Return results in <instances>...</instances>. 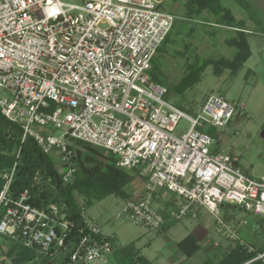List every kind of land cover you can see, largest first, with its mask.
Wrapping results in <instances>:
<instances>
[{
	"label": "built area",
	"instance_id": "obj_1",
	"mask_svg": "<svg viewBox=\"0 0 264 264\" xmlns=\"http://www.w3.org/2000/svg\"><path fill=\"white\" fill-rule=\"evenodd\" d=\"M163 1L0 0V111L20 128L22 143L33 138L59 160L65 185L77 173L76 142L111 153L119 169L142 177L143 198L124 203L118 218L161 229L164 214L153 206L167 190L178 198L168 208L172 219H196L205 209L220 238L251 252L239 234L245 222L226 221L221 206L264 217V177H250L235 158L214 148L206 131L228 126L234 104L211 95L192 117L152 79V62L175 21ZM182 119L191 128L177 136ZM16 165L5 172L0 190V236L41 255L65 251L73 224L64 208L39 209L28 190L13 198ZM86 225L89 234L75 245L69 264H107L115 237L96 223ZM259 260L264 254L246 264Z\"/></svg>",
	"mask_w": 264,
	"mask_h": 264
},
{
	"label": "rangeland",
	"instance_id": "obj_2",
	"mask_svg": "<svg viewBox=\"0 0 264 264\" xmlns=\"http://www.w3.org/2000/svg\"><path fill=\"white\" fill-rule=\"evenodd\" d=\"M246 1L256 12L258 24L237 0L221 1L223 8L233 14L236 23L245 22L251 57L243 68L237 72L226 69L217 76L213 66H208L202 72L199 83L183 95L171 92L167 100L192 117L197 116L198 110L211 95L222 96L234 104L236 112L228 126L209 127L206 131L214 139V148L231 155L245 173L259 179L264 177V0ZM161 7L175 17L170 41L164 45L165 50L157 59L169 86L179 84L191 66H201L207 60H232L235 57L236 50L228 42L235 37L236 28L216 25L214 18L206 11L194 15L189 0H164ZM190 128V122L182 119L175 134L179 136L187 133ZM75 146L81 150L83 157H94L102 163H106L109 156L113 157L107 151L93 148L97 152L95 154ZM52 159L59 169V160ZM128 173L130 183L125 188L127 198L110 196L90 205L83 198H78L85 208V220L96 223L107 235L114 236L118 245H131L138 249L150 264H204L214 256H221L224 253L222 248L232 244L220 238L214 217L205 209L197 211L196 219H172L168 208L178 198L167 190L160 191L153 206L156 211L164 214L165 223L161 229L149 230L118 218L124 203L139 200L144 194V179L132 172ZM221 213L233 225L245 222L239 234L251 248L260 249L264 246V217L254 216L235 205L221 206ZM188 235L199 236L200 245L204 244L201 253L192 258L183 256L177 246ZM10 243L9 239L0 236V264H12L6 255ZM215 243L219 245L215 246ZM53 264H60L59 257Z\"/></svg>",
	"mask_w": 264,
	"mask_h": 264
},
{
	"label": "trees",
	"instance_id": "obj_3",
	"mask_svg": "<svg viewBox=\"0 0 264 264\" xmlns=\"http://www.w3.org/2000/svg\"><path fill=\"white\" fill-rule=\"evenodd\" d=\"M221 1L189 0V6L194 15H201L206 11L214 18L216 25L236 28L234 30L235 37L228 42V45L236 50L235 57L232 60H207L201 66H191L189 73L179 84L169 86L157 59L165 50L164 45L170 41L171 30L159 48L150 71V75L155 82L168 87L169 94L171 92L180 95L185 94L187 90L199 83L202 72L208 66L212 65L215 74L220 76L226 69L233 70V72L239 71L251 57L245 22L239 21V23H236L233 14L223 8ZM237 2L248 10L251 19L258 24L256 12L247 1L237 0ZM21 140L20 128L10 123L0 111V173L2 174L0 190L5 185V172H11L14 165L17 164L10 187L11 196L18 198L21 193L28 190L31 193L32 204L35 207L46 209L51 204L62 207L73 227L69 238L66 239L67 249L59 254L41 255L36 250L26 249L21 244L10 240L11 243L7 246V258L11 260L12 264H53V261L59 257L60 264H69L72 262L71 257L75 251V245L83 236L89 234L78 198H83L89 205L110 196L127 198L125 188L130 183V175L127 171L117 167L114 157L109 156L106 163H102L94 157H83L81 150H77L75 144L95 154L97 152L90 145L76 142L71 149L74 151L72 159L77 166V173L74 181L65 185L63 176L58 171L52 158L42 152L35 140L28 138L24 143ZM19 149H21L20 156L17 158ZM98 240L100 241V238ZM232 244L227 248H222L224 253L220 259H210L205 264H246L259 254H264V246L260 249L254 247L253 251L250 252L237 245L233 244L232 246ZM177 246L187 258L193 257L201 249L196 235H188ZM112 255H114L118 264H149L140 251L131 245L122 247L116 244L112 250ZM252 264H264V262L259 260Z\"/></svg>",
	"mask_w": 264,
	"mask_h": 264
},
{
	"label": "crops",
	"instance_id": "obj_4",
	"mask_svg": "<svg viewBox=\"0 0 264 264\" xmlns=\"http://www.w3.org/2000/svg\"><path fill=\"white\" fill-rule=\"evenodd\" d=\"M198 239L201 240L199 236H198ZM199 244H200V243H199ZM215 244H216V243H215ZM215 244H214V245H215ZM200 246H201V249H202V248H203L202 246H204V244H203V245H200ZM215 246H216V245H215ZM201 249H200L199 252L196 253L195 255L201 253ZM181 254H182V253H181ZM195 255H194V256H195ZM183 256H185V255L183 254ZM194 256H193V257H194ZM221 256H222V255H221ZM221 256L217 255V256H214V258H210V259H211V260H215L216 258H219V259H220ZM186 258H187V257H186ZM191 258H192V257H191ZM210 259H208V260H210ZM206 262H207V260L204 262V264H205ZM107 264H118L117 261L115 260L114 255H110V256H109ZM149 264H150V263H149Z\"/></svg>",
	"mask_w": 264,
	"mask_h": 264
},
{
	"label": "water",
	"instance_id": "obj_5",
	"mask_svg": "<svg viewBox=\"0 0 264 264\" xmlns=\"http://www.w3.org/2000/svg\"><path fill=\"white\" fill-rule=\"evenodd\" d=\"M48 264H51V263H48Z\"/></svg>",
	"mask_w": 264,
	"mask_h": 264
}]
</instances>
